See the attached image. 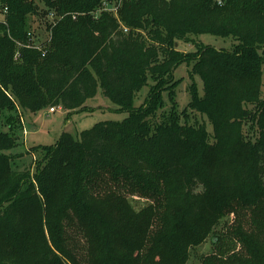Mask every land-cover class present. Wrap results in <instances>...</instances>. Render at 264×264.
<instances>
[{
	"label": "trees",
	"instance_id": "16d2710c",
	"mask_svg": "<svg viewBox=\"0 0 264 264\" xmlns=\"http://www.w3.org/2000/svg\"><path fill=\"white\" fill-rule=\"evenodd\" d=\"M42 1L0 0V264H195L209 238L196 264H264V0ZM51 13L49 38L29 46V15ZM203 34L236 44L176 50ZM187 62L204 93L191 86L179 112ZM99 89L125 120L64 133L33 149L35 174L15 169L19 113L83 111ZM188 110L213 133L182 123Z\"/></svg>",
	"mask_w": 264,
	"mask_h": 264
},
{
	"label": "rangeland",
	"instance_id": "374dc122",
	"mask_svg": "<svg viewBox=\"0 0 264 264\" xmlns=\"http://www.w3.org/2000/svg\"><path fill=\"white\" fill-rule=\"evenodd\" d=\"M40 9H45V4L42 0H35ZM1 9V6H0ZM98 13L97 15H99ZM0 16H3L1 14ZM55 13L46 15L45 17H39L36 15H29V25L31 30V40L28 42L29 46H35L33 40H39L45 42L49 38V31L45 25V21L54 22ZM29 33V34H30ZM30 36V35H29ZM177 44V46H176ZM208 45L216 49H223L231 51L236 44L233 37H219L211 34H203L197 36H189V41H179L175 43V48L181 52L184 56L189 57L192 60L196 54H192L198 51V45ZM193 65L192 63H183L177 69H175L173 76L176 81V102L178 104V111L182 112L186 110L191 96L189 88L193 85L197 86V89L201 95H203V83L198 76H192ZM264 69V66H263ZM151 80L149 84L137 94L134 100V106H141L150 92ZM263 95H264V76H263ZM164 108L163 110L170 109L172 102L169 98L168 92L163 93ZM86 109L78 112H69L65 109L56 108L54 113L50 112V108L43 109L38 112H21L19 122L21 127L17 130V136L19 138L18 145L12 150L7 151L8 155L13 156L15 169L19 171L29 170L32 173L35 172L36 166L40 160V151L35 152L34 148H46L53 147L57 144L64 133L72 135L74 138H79L81 132L89 130L94 125L105 121L121 122L125 120L129 114L127 112L119 111L118 107L107 99L102 90L99 89L97 95L89 99L86 102ZM158 112H163L158 111ZM6 114H8L6 112ZM187 120L182 118V123H195L198 120L204 123L209 133H213V126L207 119L200 113L188 110ZM0 130L7 131L5 125L0 127ZM35 174V173H34ZM133 205L136 209L140 210L148 202L145 200L134 199ZM212 243L209 238L200 248H197L192 253L191 263H197V255L208 254L212 251Z\"/></svg>",
	"mask_w": 264,
	"mask_h": 264
},
{
	"label": "built area",
	"instance_id": "2783aa9c",
	"mask_svg": "<svg viewBox=\"0 0 264 264\" xmlns=\"http://www.w3.org/2000/svg\"><path fill=\"white\" fill-rule=\"evenodd\" d=\"M104 9H106V10H108V11H116V8H111V7H109V5L108 4H105L104 5ZM8 8L7 7H5V8H1L0 9V15L1 14H3V16H0V22H3L4 24H7V16H8ZM30 35V37L32 36V34L30 33L29 34ZM20 46L22 45L21 43H18ZM23 46V45H22ZM30 46H32V45H30ZM37 46V44H35V46H32V47H36ZM19 55V54H18ZM17 55V56H18ZM56 108L57 107H54V108H51L50 109V112L51 113H54L55 111H56ZM59 108H61V107H59Z\"/></svg>",
	"mask_w": 264,
	"mask_h": 264
},
{
	"label": "water",
	"instance_id": "95a60500",
	"mask_svg": "<svg viewBox=\"0 0 264 264\" xmlns=\"http://www.w3.org/2000/svg\"><path fill=\"white\" fill-rule=\"evenodd\" d=\"M176 46H177V44H176Z\"/></svg>",
	"mask_w": 264,
	"mask_h": 264
}]
</instances>
